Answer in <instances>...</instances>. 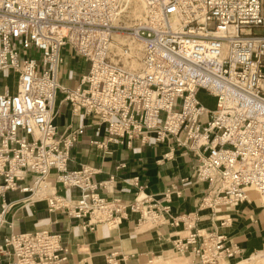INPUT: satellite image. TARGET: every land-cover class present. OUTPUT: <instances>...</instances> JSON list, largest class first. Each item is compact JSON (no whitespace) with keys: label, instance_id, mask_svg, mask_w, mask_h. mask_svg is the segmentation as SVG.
Listing matches in <instances>:
<instances>
[{"label":"built area","instance_id":"2783aa9c","mask_svg":"<svg viewBox=\"0 0 264 264\" xmlns=\"http://www.w3.org/2000/svg\"><path fill=\"white\" fill-rule=\"evenodd\" d=\"M66 46L88 65L84 87L59 83ZM0 77V227L17 204L45 202L83 229L118 228L131 214L138 226L158 229L183 196L172 184L157 199L135 177L126 180L136 189L132 202L109 199L115 176L97 181L90 166L69 170L84 130L59 132L55 105L63 93L74 113L93 116L98 131L106 126L105 139L90 143L107 154L109 143L132 148L150 139L168 145L164 160L176 148L193 154L194 182L207 189L196 212L168 222L185 231L173 240L176 255L193 254L199 264L245 259L220 229L197 222L253 192L264 204V0H0ZM202 92L216 99L215 109L199 100ZM59 184L78 190V201L61 196ZM11 193L23 197L9 201ZM2 249L8 264H63L71 253L49 231L11 233ZM119 261L116 253L108 259Z\"/></svg>","mask_w":264,"mask_h":264},{"label":"crops","instance_id":"0c3cea01","mask_svg":"<svg viewBox=\"0 0 264 264\" xmlns=\"http://www.w3.org/2000/svg\"><path fill=\"white\" fill-rule=\"evenodd\" d=\"M62 56L64 61L59 70L60 85L70 89L84 87L82 79L88 72L85 60L69 46L62 49ZM55 110V124L60 133L71 134L80 129L84 130L72 149L69 170H78L83 165L90 166L96 170L94 179L97 181L115 176L114 194L108 195L109 199L118 197L125 202H132L136 189L128 185L126 180L135 177H139L141 183L147 185V192L157 199H160L172 184L183 189V196L173 199L169 205L171 214H164L167 224L158 229L138 226L139 216L136 214H131L129 220L124 221L118 228L110 229L106 224H100L93 230L83 229L81 220L60 212L50 213L45 202L17 204L5 214L6 224L0 227V264H8L4 261L2 252L5 237L11 233L36 231H49L63 236L71 251L68 261L63 264H109L108 259L115 253L120 260L119 264H122L123 257L128 264H145L151 259L158 264H173L180 258H174L176 254L173 250V240L177 235H185V231L182 227L172 228L168 222L171 216L196 212L207 189L206 183L194 182L193 154H186L184 150L176 148L172 154L173 158L164 160L163 156L169 153L170 148L166 144L156 143L153 139L146 143L136 140L132 148L109 143L110 153L107 154L90 143L92 140L105 139L106 126L98 131L93 116L84 112L74 113L66 103L63 93L57 96ZM120 165L123 167L118 169ZM182 179L189 181L182 183ZM57 188L61 196L71 203L78 201V190L66 189L60 184ZM22 197L20 194L11 193L7 199L15 201ZM1 210L0 200V212ZM224 221H228L226 226L221 225ZM197 224L200 229H220L230 242L245 250V259H249L251 264L263 257L260 251L264 244V204L258 194L251 193L250 200L242 204L218 207L213 217L209 211H204ZM250 256L252 257L249 258ZM189 260L193 264H199L193 254H189ZM177 264L187 263L181 260Z\"/></svg>","mask_w":264,"mask_h":264},{"label":"rangeland","instance_id":"374dc122","mask_svg":"<svg viewBox=\"0 0 264 264\" xmlns=\"http://www.w3.org/2000/svg\"><path fill=\"white\" fill-rule=\"evenodd\" d=\"M136 48H137V50H139V52L142 50V44L141 43H139L138 45L136 44ZM135 66H138V64L137 65H135ZM9 81V83H12V80L10 79V80H8ZM5 83V82H4ZM0 84H2V81H1V77H0ZM199 100L206 106V107H208L209 109H215L216 108V99H214V98H212V97H210V96H208L206 93H204V92H202L200 95H199ZM261 253H263V252H261ZM177 257H180V258H177ZM174 258H177L176 259V261H174L173 262V264H177L179 261H181V260H185L186 261V263L187 264H193V262L191 261V260H189V254H186L185 256H179V255H174ZM193 258V257H192ZM225 261H230V260H225ZM224 261V262H225ZM257 261H264V256L262 257V258H259V259H256L255 261H253V264H255V262H257ZM223 262V263H224ZM250 262H249V259L247 260V259H239V260H237V261H234V262H232L231 261V263L230 264H249ZM251 264V263H250Z\"/></svg>","mask_w":264,"mask_h":264},{"label":"bare ground","instance_id":"6f19581e","mask_svg":"<svg viewBox=\"0 0 264 264\" xmlns=\"http://www.w3.org/2000/svg\"><path fill=\"white\" fill-rule=\"evenodd\" d=\"M142 12V8H140V7H138L137 8V16L138 15H140V13ZM137 46H136V44H135V46H134V51H135V55H136V59L133 61V63H132V69H134V70H138V69H140L141 68V63H140V61H139V59L141 58V52H142V50L139 52V50H137V48H136ZM138 64V66H135V65H137ZM186 255V254H185ZM184 255V256H185ZM262 256H264V252H263V255ZM233 260H235V261H237V260H239V259H233ZM231 261L232 260H230L229 262L228 261H225L224 263H222V264H230L231 263ZM232 262H234V261H232ZM255 264H264V261H257V262H255Z\"/></svg>","mask_w":264,"mask_h":264}]
</instances>
